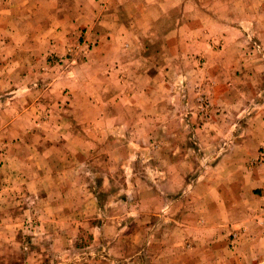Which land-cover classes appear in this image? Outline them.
Wrapping results in <instances>:
<instances>
[{
    "label": "rangeland",
    "instance_id": "rangeland-1",
    "mask_svg": "<svg viewBox=\"0 0 264 264\" xmlns=\"http://www.w3.org/2000/svg\"><path fill=\"white\" fill-rule=\"evenodd\" d=\"M78 1L92 34L66 25L45 56L50 77L20 82L17 97L0 91V264H176L204 238L224 264H264L239 256L264 230L244 176L252 157L223 161L264 107V66L252 63L247 37L224 57L176 44L172 62L170 24L153 28L162 56L128 32L134 18L116 20L108 46L93 33L96 2ZM183 213L198 228L184 231Z\"/></svg>",
    "mask_w": 264,
    "mask_h": 264
},
{
    "label": "crops",
    "instance_id": "crops-1",
    "mask_svg": "<svg viewBox=\"0 0 264 264\" xmlns=\"http://www.w3.org/2000/svg\"><path fill=\"white\" fill-rule=\"evenodd\" d=\"M64 2V0H0L1 92L13 90L17 97L20 90L16 89L20 82L30 83L50 77L48 73L42 72V69L47 68L45 56L58 51L56 45H59V39L65 36L66 25L83 26L87 28L85 34H92L91 29L93 28L87 27L85 22L83 24L80 21L79 1L72 0L76 5L69 8H66ZM94 2L96 3L93 16L89 13V17L98 19L97 24L102 28H98L93 33L100 34V39L106 40L103 44L108 46L115 47L118 41L116 20L134 18L133 24L136 30L130 31L129 29L128 32L146 39L151 38L148 40L150 43H158L159 47L156 49V52L160 54L158 56H162L165 47L162 46L163 43L160 40L153 42L156 37L153 28L157 27L159 30L164 23L170 24L168 30L163 33L174 35L172 40H168L172 44L168 47L169 59L172 62H177L176 59L182 56L178 53L179 49L176 44H182V48L184 45L186 49L191 45L196 51L191 54V57L196 56L197 58L198 55L206 57L205 54L209 51L224 57L226 49L228 51L238 50L242 45V37L243 39L247 37L249 48L252 50V63L257 68L264 66V0H135L134 3L137 2V4L131 5L130 0H94ZM135 5L137 8L134 7ZM175 21L177 22L173 24L172 22ZM122 33L126 35V32ZM130 47L131 44H127V48ZM175 48L177 52L173 50ZM22 53H24L25 61L19 62L18 58L22 56L20 55ZM169 65L177 66V63ZM25 66L29 72L22 77L16 75L18 70L14 68ZM35 68H39L36 73ZM112 72H115V69H112ZM55 81L59 86L63 80L58 77ZM262 108L264 107H261L257 114L252 115V121L248 122L240 136L242 138L233 143L231 153L223 160L227 162L229 157L230 164L234 155L240 154L241 158L252 157V173L250 172L249 175L247 172L244 176H249L251 180L252 198L254 203H258L254 206L255 211H262L264 207V158H261L264 156L263 151L261 152V149H264V109ZM9 130L11 132L10 128ZM2 134L5 135V132L0 130V135ZM260 159L261 165L255 166L254 163H258ZM171 209L175 207L172 206ZM184 209L190 211L192 207L185 206ZM182 215L186 220L188 214L183 213ZM257 218L260 219L257 220L258 222L253 220V225L259 227L264 223V212ZM179 221L181 228H185L184 231L190 226L198 228L199 221L191 216L186 221L182 219ZM262 232L259 236H253L252 248L248 249V256L247 254L245 256L244 251V254H239L240 257L243 259L250 257L252 262L258 257H264ZM200 244L203 247L189 246L190 250L185 254L177 252L178 263L176 264H179L182 259L185 260L184 264H224L223 251L217 250L215 254L210 252L206 238ZM159 262L163 263L162 256L156 260V263Z\"/></svg>",
    "mask_w": 264,
    "mask_h": 264
}]
</instances>
